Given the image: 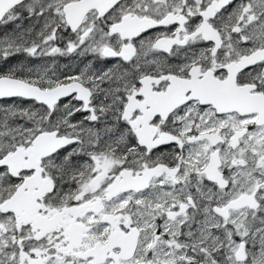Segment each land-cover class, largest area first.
Segmentation results:
<instances>
[{"label": "snow or ice", "instance_id": "obj_1", "mask_svg": "<svg viewBox=\"0 0 264 264\" xmlns=\"http://www.w3.org/2000/svg\"><path fill=\"white\" fill-rule=\"evenodd\" d=\"M0 264H264V0H0Z\"/></svg>", "mask_w": 264, "mask_h": 264}, {"label": "rangeland", "instance_id": "obj_2", "mask_svg": "<svg viewBox=\"0 0 264 264\" xmlns=\"http://www.w3.org/2000/svg\"><path fill=\"white\" fill-rule=\"evenodd\" d=\"M69 61H68V59H66V58H61L60 59V61H59V63H61V64H66V63H68ZM75 63H78V62H73V66L75 67Z\"/></svg>", "mask_w": 264, "mask_h": 264}]
</instances>
